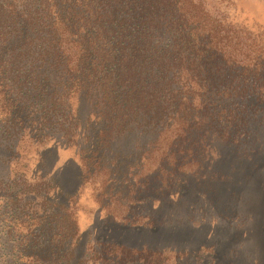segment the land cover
I'll return each instance as SVG.
<instances>
[{"label":"trees","instance_id":"16d2710c","mask_svg":"<svg viewBox=\"0 0 264 264\" xmlns=\"http://www.w3.org/2000/svg\"><path fill=\"white\" fill-rule=\"evenodd\" d=\"M233 7L230 0H0V149L17 153L25 135L43 142L77 120L79 179L108 178L100 190L107 208L140 164L127 149L136 132L245 142L257 117L264 120L257 38L264 31L254 37L252 25L230 16ZM53 180L58 190L35 212L41 222L23 244L31 263L122 264L114 245L79 254L78 191Z\"/></svg>","mask_w":264,"mask_h":264},{"label":"rangeland","instance_id":"374dc122","mask_svg":"<svg viewBox=\"0 0 264 264\" xmlns=\"http://www.w3.org/2000/svg\"><path fill=\"white\" fill-rule=\"evenodd\" d=\"M230 1L233 19L252 25L254 37L264 31V0ZM75 122L63 128L67 136L56 131L40 142L25 135L17 153L0 149L9 158L0 161V264L31 263L23 244L41 222L35 212L58 190L52 175L65 192L78 191L72 208L80 255L114 245L122 264H264V120L257 117L243 143L136 132L127 149L140 164L107 208L100 190L108 178L79 179L73 140L83 137Z\"/></svg>","mask_w":264,"mask_h":264}]
</instances>
